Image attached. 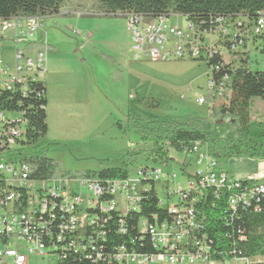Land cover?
<instances>
[{
	"label": "built area",
	"instance_id": "2783aa9c",
	"mask_svg": "<svg viewBox=\"0 0 264 264\" xmlns=\"http://www.w3.org/2000/svg\"><path fill=\"white\" fill-rule=\"evenodd\" d=\"M120 15L124 16L136 61L200 59L206 64L217 54L225 64L233 66L241 57L249 58L252 51L262 53L254 39L264 34V14L251 22L218 19L217 25L208 31L197 32L188 24V34L169 24V17L147 20L134 13ZM41 27V18L36 16L0 20V43L10 41L13 50L12 71L8 79L0 80V264H41L45 257L46 264H58L63 254L64 257L83 255L88 264H219L212 257L205 231L207 218L216 207L224 209L219 216L224 220L237 207L253 205L257 211L264 196V181L234 179L227 172L214 170L215 159L198 144L182 153L194 158L195 168L182 170L185 186L176 192V203H166L171 219L155 226L139 223L141 232L149 235L153 248L157 249L155 253L127 251L123 245L108 252L103 241L110 213L137 210L141 179L160 182L158 168L141 167L134 179L128 173L124 179L104 182L83 177L48 180L29 177L28 164L14 156L25 135V119L20 112L5 106L3 97L7 91L14 90L25 95L29 84L43 81L47 43ZM39 39L43 48L30 44ZM7 67L0 54V73ZM220 67L216 63L207 64L205 96L216 91L218 96H225L227 103L231 93L228 78L225 73L220 78L214 77ZM45 94L44 89H39L35 95ZM196 102L206 105L210 113L211 101L200 96ZM222 120L229 119H219ZM174 177V173L167 174L166 184ZM71 181L77 182L78 189L70 185ZM118 225L117 231L123 232L121 220ZM50 247L56 251L50 252ZM223 260L229 264L251 262L250 258L239 256L223 257Z\"/></svg>",
	"mask_w": 264,
	"mask_h": 264
},
{
	"label": "rangeland",
	"instance_id": "374dc122",
	"mask_svg": "<svg viewBox=\"0 0 264 264\" xmlns=\"http://www.w3.org/2000/svg\"><path fill=\"white\" fill-rule=\"evenodd\" d=\"M168 22L189 33L181 15H170ZM41 23L46 43L56 47L54 53L51 48L45 53L47 71L43 76L49 102V130L42 139L47 156L59 164L61 171L71 174L127 167L134 179L139 168L156 167L161 173V181L156 184L158 197L169 205L176 203V192L185 186L183 171L194 170V158L168 149L172 159L167 164L153 162L149 148L128 165V147L145 143L127 124L132 116L208 117L207 106L196 102L200 96L208 100L206 64L191 59L134 60L124 16L104 15L99 0H66L56 15L42 18ZM0 54L2 63L8 65L0 73V80H5L12 71L10 41L0 43ZM250 68L264 71V53L251 52ZM250 115L252 119H264V99L252 100ZM201 149L204 151L203 146ZM215 161L214 170L227 172L234 179L264 181V157ZM172 173L175 177L166 184L167 174ZM70 185L78 189L77 182ZM40 262L46 264V257Z\"/></svg>",
	"mask_w": 264,
	"mask_h": 264
},
{
	"label": "trees",
	"instance_id": "16d2710c",
	"mask_svg": "<svg viewBox=\"0 0 264 264\" xmlns=\"http://www.w3.org/2000/svg\"><path fill=\"white\" fill-rule=\"evenodd\" d=\"M65 1L0 0V20L6 21L15 16H36L42 19L56 15ZM99 9L104 15L134 13L147 20L181 15L189 25L200 32L214 28L218 19L251 22L260 14H264V0H99ZM254 41H257L259 51L264 53V34L255 37ZM30 44L43 48L40 39ZM222 44L226 45L227 42ZM45 47L50 48L48 44ZM212 63L221 66L218 73L214 72V77L220 78L225 73L230 83L231 93L227 103L224 102V95L218 96L216 91H213L206 96L212 102V107L209 116L205 118L140 119L132 116L127 125L136 131L145 144L128 147V165H133L137 156L149 148L151 161L162 160L167 164L172 159L168 156V149L183 153L194 144L203 146L207 155L215 160L264 157V119H252L250 115L252 100L264 99V71L252 70L250 57H241L236 65L229 66L219 55L214 54L206 66ZM39 89L46 91L44 81L29 84L25 95L14 90L7 91L3 97L5 106L20 112L25 119V135L14 156L28 164L29 177L33 180L83 177L102 182L126 178L127 167H108L80 174L60 170L59 164L47 156L46 145L42 141L47 132L46 94L36 97ZM218 118L229 120L219 121ZM157 183L149 178H142L138 209L127 212L114 210L110 213L103 241L108 252L115 251L120 245L127 251L137 253L157 252L149 235L141 232L139 224L143 221L147 226H155L171 219L166 203L160 204L162 200L156 192ZM252 206L237 207L233 215H227V220L219 217L224 209L216 207L207 218L205 231L213 250L212 257L216 258L219 264H223V257L229 259L234 256L250 258L252 262L248 264H264V260L253 261L257 257L264 258V196L258 202L257 211H254ZM120 220L123 232L117 231ZM49 251L54 252L56 249L50 247ZM69 263L88 264L89 261L83 255L75 257L68 254L65 257L63 254L58 261V264Z\"/></svg>",
	"mask_w": 264,
	"mask_h": 264
},
{
	"label": "crops",
	"instance_id": "0c3cea01",
	"mask_svg": "<svg viewBox=\"0 0 264 264\" xmlns=\"http://www.w3.org/2000/svg\"><path fill=\"white\" fill-rule=\"evenodd\" d=\"M42 28V27H41ZM51 48V51L54 53L55 51H56V47H50ZM49 48V49H50ZM46 51H49L48 49H46ZM46 71H47V69H46ZM43 81H44V77H43ZM44 84H45V81H44ZM48 106H49V102H48V98H47V88H46V107H45V112H46V115H47V108H48ZM48 130H49V127H48V124H47V132H48ZM47 132H46V135H47ZM45 135V136H46ZM44 136V137H45Z\"/></svg>",
	"mask_w": 264,
	"mask_h": 264
}]
</instances>
